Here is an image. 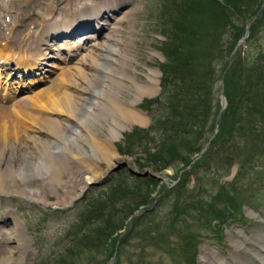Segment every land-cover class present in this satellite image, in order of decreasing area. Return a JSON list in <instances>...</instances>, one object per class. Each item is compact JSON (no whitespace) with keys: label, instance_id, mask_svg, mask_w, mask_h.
Segmentation results:
<instances>
[{"label":"rangeland","instance_id":"obj_1","mask_svg":"<svg viewBox=\"0 0 264 264\" xmlns=\"http://www.w3.org/2000/svg\"><path fill=\"white\" fill-rule=\"evenodd\" d=\"M83 1L0 0V45L9 42L12 53L29 45L31 53L35 38L23 24L64 21L65 12L78 9ZM116 1L117 6L111 12L103 9L102 15L83 11L66 32L74 36L67 44L76 45L81 30L74 28L82 21L89 28L102 26L88 44L97 43L95 67H84L89 82L81 81L74 87L78 89L73 92L77 97L76 119L57 116L65 130L59 138L49 139L47 149L49 159L60 156L68 160L67 169L77 175L84 168L71 159L66 146L106 170L92 138L82 129L90 125L92 135L105 141L110 127L114 142L109 147L121 160L100 179L84 186L51 182L44 173L43 178L37 175V185L20 184L26 191L35 188L32 192L0 193V264H109L112 257V264H205L208 251L232 263L234 259L241 262L234 264H257L248 247L254 240L251 236L264 230V0ZM58 9L64 14L58 15ZM236 9L239 14L255 9L248 21L258 18L257 27L244 39L246 21L238 19ZM60 28L68 29L61 25L55 29ZM19 39L22 42L14 45ZM58 44L44 49L55 58L45 59L41 66L44 77L40 76L34 91H15L12 101H0V105L10 107L28 100V95L53 82L58 84L82 68L80 61L88 53L84 46L81 51L66 50L61 55ZM115 70L119 71L117 76ZM203 80V88L209 90L205 107L213 113L206 124L215 121L212 130L205 132L203 139L192 132L188 145L177 142L173 148L153 153L158 147L152 145L164 138L160 130L170 117L164 116L168 104L176 105L178 98H190V94L198 101L200 95L194 90ZM256 80L261 82L249 89ZM113 81L118 82L113 99L141 115L143 123L94 115L93 109L104 100V93L111 91ZM137 84L154 89L142 96L130 88ZM179 110L177 106L172 116ZM228 110L232 117L245 119L242 126L229 118ZM226 111L227 123L221 117ZM215 135L219 138L216 136L210 150L190 165L197 152L189 148L199 147L205 138L210 142ZM123 162L139 173L150 170L164 174L154 180L131 175L125 166L112 171ZM41 163L44 168V161ZM104 177L105 182L96 185ZM136 201L139 206L131 212ZM13 217L21 225L23 241L17 240ZM233 236L244 244L233 245Z\"/></svg>","mask_w":264,"mask_h":264},{"label":"bare ground","instance_id":"obj_2","mask_svg":"<svg viewBox=\"0 0 264 264\" xmlns=\"http://www.w3.org/2000/svg\"><path fill=\"white\" fill-rule=\"evenodd\" d=\"M90 4H92L93 6L90 7ZM116 6V0H99L98 2H96V0L94 2L93 0H91L90 2H88L87 0L85 2L83 1L81 2V5L77 6L79 7L78 9L67 10L65 12L67 14L64 21H57V23L60 24L61 27H67L68 29H55L57 23H37L35 21H28L27 24L24 23L23 26L29 28L26 31H28L30 37L33 36V40L35 38V45L33 46L31 53L30 51L32 46L30 47L29 45L28 48L25 45L24 50L18 49V52L13 53L10 50L11 47H8L9 42L7 43V45L3 44L5 42L2 43L3 45H0V76H2L0 79V97L2 98L4 96L7 97L11 95V90L7 89L8 81L17 83L20 82L19 86H23V88H25L30 86V84H34L38 80H42V78H40V76L44 77V75L41 74V72L44 71V68H41L42 60L46 57H55L53 53H49L47 55V52L44 51V49L50 50L52 49V46L59 43V47L64 49L65 52L66 50L70 51L72 49L79 50L81 49V46H84L83 48L88 52L84 56L85 60L84 58L81 61L79 60L82 64V68H76L75 73H71L70 78H66L64 76V78L58 84L56 82H53L54 84L51 83V85H49L48 87L41 89L34 94L28 95V100L14 102L10 107L0 105V193L23 192L27 194L29 191L32 192L35 190V188L31 189V187L26 191L20 186V184L25 183L29 187L35 184L37 185V182H39V180L37 179V175H40L39 177L43 178L42 176L44 173H48L45 179L51 182L59 180L60 182L63 181L64 183L66 182L71 185L74 184V186H78L80 184H83L82 186H84L85 184H89L90 182L92 183V181L100 179V177H102V175L105 173L104 171H108L114 164L118 163L121 160V158L118 157L115 153V150H110L109 143H112V141L114 142V132L110 127H108L109 136L107 139H105V141L96 139L92 135L90 125L85 124L82 129L86 133V137L88 136L92 138L93 145L100 154L98 160L106 162V170H102L101 166L97 165L96 162H92V160H87L82 156L73 153L72 148L66 146L65 148L67 149V154H71V159H74L80 167L84 168V170L79 171V174L77 175V173L75 174L71 170L69 172V170L67 169L68 160L66 161L63 157L62 158L64 160L61 159L60 156H58L57 158L50 157L49 159L48 156L50 152H48L47 149L49 139L59 138L62 135V130H65L61 123L62 118H58L57 116L61 115L62 117H65L67 121H72L76 116L75 104L77 103V99L75 100L74 97L76 96H74L73 92L78 91V89L75 88L76 85L81 84V81L83 83H85L86 81L89 82L86 74H84V67H95L94 56H96L95 49L97 43H91L90 45H88L89 43L84 44L89 38L93 37V35L87 32L79 34L78 36L80 38L78 37L79 39L77 40V44H72V46L70 44H67V39H70V37L66 36L64 32L66 33L69 30L72 21H74L73 19L76 17L75 14H78L80 16L83 11H90L96 15H102L104 13L102 11L103 9L111 12ZM56 13L58 15L64 14L63 11H59V9L56 11ZM50 18L53 19L52 16ZM82 22L83 23L77 25L74 30L79 29L82 31L84 28L89 27V24L86 21ZM44 23H47L49 27H47V24ZM18 35H16V37H18ZM86 37L88 39H86ZM9 39L11 43L12 39ZM21 39H19V42L17 41L18 39L15 40L14 45L16 43L22 42ZM42 42H44V44H49L51 47L46 46L45 48H41L42 46L40 44ZM89 42H91V40H89ZM117 61H120V59ZM11 62L15 67L13 69V74L14 76H18L16 77L18 81L13 79V75L10 72H8L9 75H7V73L5 72L7 68H9L8 66ZM33 69H39V72H37L35 76L31 75L28 79H22V77L19 76V72L27 73L28 70ZM115 71V76H117L119 74V71ZM78 80L79 82H76ZM93 82H96V80ZM1 83L3 84L1 85ZM116 84H118V82L113 81L111 91L108 90L104 93V95L102 96L104 100L98 104L95 110L93 109L94 115L98 117H105L104 115L109 117L112 116L113 119L117 117L116 119L118 120L121 119L122 121H127L130 123H143L144 119L141 115L130 109L128 105L122 106L120 103H118V101L113 99V90ZM130 88H133L134 91L141 93L142 96L147 94L149 95V92H152L154 89V87L152 86L149 87L148 85L140 84L132 85V87ZM49 111L51 115H54V113L55 115L50 116V114H48ZM114 123L118 125L115 120ZM41 161H44L45 171ZM84 173H87V175L85 176ZM74 196L75 195L73 194L69 197H66V202L70 201ZM12 219L17 240L23 241L21 225L16 218L13 217ZM251 237H253L254 239L253 242L255 243V246H252L249 251H251V254L253 255L254 259H256V261L264 264V231L261 230ZM20 245L21 243L19 244V246ZM259 249L263 252L261 253ZM213 252H207L206 259L205 261H203L205 264H231L229 261L227 262L223 260L224 258L219 257ZM5 261L6 260H2V262Z\"/></svg>","mask_w":264,"mask_h":264},{"label":"trees","instance_id":"obj_3","mask_svg":"<svg viewBox=\"0 0 264 264\" xmlns=\"http://www.w3.org/2000/svg\"><path fill=\"white\" fill-rule=\"evenodd\" d=\"M218 1H220V0H218ZM235 11H236V14H238V17H239L238 19H240L242 22H245V21L247 22L255 14V9H253V10H251V9L241 10L240 14H239L238 9H236ZM257 19L258 18L256 16V18L254 20H252L250 23V26H249V34L250 35L252 33V30L257 27V22H258ZM226 75H227V73L223 76V80L226 79ZM205 80L207 81V78ZM205 80H203L201 83H199L196 86V89L194 90V93L196 95H200L199 97L202 98L203 100H200V98H199L198 101H194V99L192 97L193 95L190 94L191 95L190 98L188 96L187 97L183 96V97L178 98L176 100L177 101L176 105H175V103H169L168 104L169 109L167 110V115L164 114V116L166 117V116H168V114H170V117L168 118L166 123L164 122V124L160 130V132H162L164 138H163L161 143H158V145L157 144L152 145L154 148L158 147L155 149L156 152H153V153H157L158 151L159 152L165 151L167 149V147L173 148L175 146V143H177V142L183 144L184 146L188 145L187 138H188V135L191 134L192 132H194V134H196L199 137V139H203L205 132L212 130L213 124L215 121L212 120L211 123L206 124L207 121L212 118L213 113L211 114L212 111H210V108L208 105H207L208 109H207V107H205V99L209 95V90L206 91L203 88V84H204L203 82H205ZM260 82H261L260 80H258V81L256 80V81L251 82L249 84V89L251 86H254V85L256 86ZM226 99H227V95H226ZM200 101H204V104H198V102H200ZM177 106H180L179 113H177L175 116H172L176 112ZM143 108H145V107H143ZM228 111L231 114V111L230 110H228ZM228 111H226L225 113H223L221 115V117L224 116L223 122H226L225 118L228 115V113H227ZM229 118H233V119H231V120H233V122L235 120H237L240 123L239 126H242L243 123L245 122L244 121L245 119L241 120L242 118L241 117L237 118L236 115H233V117H232V114H231V117H229ZM227 122H228V120H227ZM210 124H212V125H210ZM223 124L225 125V123H223ZM229 125L227 126L228 130L230 129ZM143 132L147 133V130H143ZM216 136H217V138H219V135H215L214 137H212V139L210 140L209 146L205 152H208V150H210L212 143L214 142L215 139H217ZM205 140H206V138L202 141V143H200L199 147H192L189 149H191V150L195 149L194 152H198L201 149V147L203 146ZM157 158H160V157H157ZM158 160H160V159H158ZM187 163L188 162H186L185 164H187ZM137 202L138 201L133 202V205L135 207H133L130 210L131 212L134 211L139 206V205H137ZM103 234L104 233H102L101 235H103ZM107 236H108V234H107Z\"/></svg>","mask_w":264,"mask_h":264},{"label":"water","instance_id":"obj_4","mask_svg":"<svg viewBox=\"0 0 264 264\" xmlns=\"http://www.w3.org/2000/svg\"><path fill=\"white\" fill-rule=\"evenodd\" d=\"M248 26H249V23H246L245 26H244V36H243V38L245 37V35H247ZM243 38H242V39H243ZM240 41H241V39L237 42V44H238ZM220 97H221V102H222V104H223V102H224V98H223V96H220ZM206 147H207V144L204 145V147H203V149H202L201 152H203V150H205ZM193 161H194V160H193ZM122 166H125V168H126V170H127L128 173H130V174H132V175H134V176H138V177H139V176H140V177L149 176V177H151V178H154V179L159 180V179H161V176H160V175L163 174V172H160V173H158V174H154V173H152L150 170H145L143 173H139V172H137L136 170H134L130 165H128V164L125 163V162H123L122 165H118L116 168H113L112 171H115V170H117L119 167H122ZM110 171H111V170H110ZM105 180H106V177H104L100 182H97L96 185H97V184H98V185L102 184L103 182H105Z\"/></svg>","mask_w":264,"mask_h":264}]
</instances>
